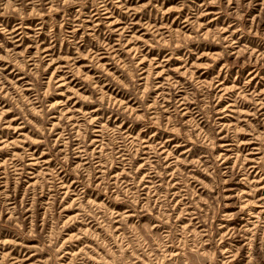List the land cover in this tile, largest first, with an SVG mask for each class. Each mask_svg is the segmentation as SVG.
Wrapping results in <instances>:
<instances>
[{
	"label": "rangeland",
	"instance_id": "374dc122",
	"mask_svg": "<svg viewBox=\"0 0 264 264\" xmlns=\"http://www.w3.org/2000/svg\"><path fill=\"white\" fill-rule=\"evenodd\" d=\"M0 264H264V0H0Z\"/></svg>",
	"mask_w": 264,
	"mask_h": 264
}]
</instances>
